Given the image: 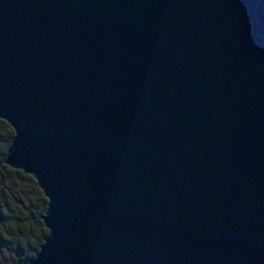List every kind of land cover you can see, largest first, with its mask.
Returning a JSON list of instances; mask_svg holds the SVG:
<instances>
[{
    "label": "water",
    "instance_id": "obj_1",
    "mask_svg": "<svg viewBox=\"0 0 264 264\" xmlns=\"http://www.w3.org/2000/svg\"><path fill=\"white\" fill-rule=\"evenodd\" d=\"M0 120L24 264H264V0H0Z\"/></svg>",
    "mask_w": 264,
    "mask_h": 264
},
{
    "label": "trees",
    "instance_id": "obj_2",
    "mask_svg": "<svg viewBox=\"0 0 264 264\" xmlns=\"http://www.w3.org/2000/svg\"><path fill=\"white\" fill-rule=\"evenodd\" d=\"M0 124H3L9 130V136L11 137V128L2 120H0ZM9 139L7 140V137H4V139L1 140L0 138V145H2L0 152V168L8 174L14 187L23 181L32 189L38 206L35 211H29L27 210L25 200H22L21 198L16 197L13 193L9 192L8 197H10L9 201L11 203V208L9 204L0 206V218L2 220H6L0 228V242L3 240L6 241L8 238L7 242L12 245L14 256L16 257L15 264H24L27 259L37 251L38 246L46 234V230L43 228L39 217L43 212L45 199L42 197L40 190L30 175L3 164L2 159L4 157L5 147ZM12 207L15 208V212L13 215H9L12 212ZM30 224H32L35 229V233L31 238L24 233L28 231L25 226Z\"/></svg>",
    "mask_w": 264,
    "mask_h": 264
},
{
    "label": "rangeland",
    "instance_id": "obj_3",
    "mask_svg": "<svg viewBox=\"0 0 264 264\" xmlns=\"http://www.w3.org/2000/svg\"><path fill=\"white\" fill-rule=\"evenodd\" d=\"M4 137L5 138L7 137V140L9 139L10 137L9 130L3 124H0L1 140L4 139ZM1 148L2 145H0V152H1ZM9 192L13 193L16 197L25 200V203L27 204V210L35 211V209L37 208L38 203L36 202V199L34 197L33 190L23 181L18 183L16 187H14L13 182L9 178L8 174L3 169L0 168V206H3L4 204H9L11 208V203L9 201L10 197H8ZM14 212H15V208L12 207V212L9 215H13ZM3 222L5 223L6 220L5 219L2 220L0 218V228L2 227L1 225L3 224ZM25 228L28 231L24 233L31 238L32 235L35 233L34 226L30 224L28 226H25ZM7 240L8 238L6 239V241L3 240L0 242V264H15L16 257L14 256L12 245L9 242H7Z\"/></svg>",
    "mask_w": 264,
    "mask_h": 264
}]
</instances>
